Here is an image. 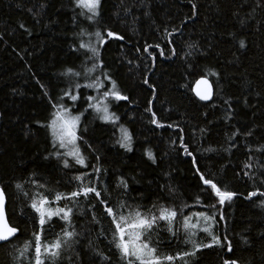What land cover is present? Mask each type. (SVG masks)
<instances>
[{
	"label": "trees",
	"instance_id": "16d2710c",
	"mask_svg": "<svg viewBox=\"0 0 264 264\" xmlns=\"http://www.w3.org/2000/svg\"><path fill=\"white\" fill-rule=\"evenodd\" d=\"M79 11L71 0H0V188L6 193L9 224L18 229L10 244L0 246V264H28L32 249L24 255L21 250L26 241L34 246L32 196L43 194L51 200L56 192H70L78 184L73 177L92 175L94 167L101 170L94 175L99 176L98 190L110 206L126 201L144 212H155L154 205L182 208L179 222L183 216L215 211L209 208L215 203L208 194L210 189L202 191L207 186L199 180L198 167L206 178L220 182L218 186L237 196L223 207L217 204L225 220L216 233L228 238L232 251L215 246L203 249L193 264H223L224 259L264 264V206L260 205L264 197L244 198L249 191H264V153L257 150L264 145V0H101L94 24L82 17L74 23ZM82 28L85 34L78 36ZM106 28L123 39L106 37ZM95 31L105 35L103 45L90 35ZM80 42L97 44L99 68L93 69L94 61L87 58L91 53L74 51ZM190 44L194 47H188ZM146 46H151L148 52ZM68 69L80 75H66ZM101 72L128 97L127 101H105L109 111L119 117L115 125L99 120L86 100L92 96L95 103L111 87ZM97 76L105 88H70L74 83H90ZM202 76L213 85L210 103L201 102L192 91ZM64 90L75 91L80 98L61 100ZM225 100L233 109L230 120L225 119ZM58 101L73 115L83 113L78 144L86 167L52 155L64 150L53 148L43 125ZM149 101L161 127L151 123L152 112L146 111ZM121 125L132 136L131 151L116 142ZM237 129L241 133L252 129L253 135L230 139ZM181 136L191 157L179 147ZM63 159L70 161V167L63 166ZM117 177L126 179L127 190L118 186ZM17 183L22 190H17ZM92 203L94 208L81 197L74 208V226L83 235L59 264H73L77 255L83 264L92 259L107 264L98 258L100 252L110 257V264H121L109 243L110 218L98 201ZM93 216L98 223L92 221ZM62 225L63 221L52 219L42 240H54ZM197 238L209 239L203 232H197ZM152 239L159 241L163 254L175 255L190 247L183 242V232L172 236L163 222Z\"/></svg>",
	"mask_w": 264,
	"mask_h": 264
},
{
	"label": "snow or ice",
	"instance_id": "6c2138e0",
	"mask_svg": "<svg viewBox=\"0 0 264 264\" xmlns=\"http://www.w3.org/2000/svg\"><path fill=\"white\" fill-rule=\"evenodd\" d=\"M74 9H79L80 11L75 13L73 17V22H78V19L82 17L89 23L94 24L97 18L100 16L101 0H71ZM192 3V0H189ZM44 7V5H41ZM193 11L195 12L196 5L192 4ZM128 11V9H125ZM23 27V25H21ZM85 29H81L78 36H83L85 34ZM167 31V30H166ZM178 31V29L174 30ZM104 33L108 38L123 39L122 36L115 33L110 29H105ZM171 35V33H167ZM90 35H94L96 41L99 45L105 43V35H102L101 31H95ZM240 47H244V41L240 40ZM151 46H146L144 48L145 52H148V48ZM159 48V45H155ZM188 47H194L190 44ZM80 49L86 50V53H91L88 59L94 61L93 69L99 68L102 62L98 59L100 52L97 44L95 43H85L80 42L79 47L74 49V51H79ZM151 55V53H149ZM160 55H164L163 51ZM93 69H89L91 72ZM67 74H72L79 76V72H74L73 69H68ZM211 75L215 76V72H211ZM105 81L111 84L110 88L104 90L101 94V99L92 103L96 100L95 97L88 96L86 100L88 102V107L91 108L95 113H97V118L105 123H112L115 125L119 117L115 113L110 112L108 104L105 102L109 99H114L116 101H127L128 97L123 95L116 88L115 81L111 80V77L101 72ZM145 84H148V80H144ZM196 86L192 89L196 97L200 101H209L213 96L212 86L206 76H202L200 79L195 81ZM151 87V85H149ZM203 86V87H201ZM81 87L91 88L95 90L105 88V84L101 81L100 77L97 76L90 83L81 85L79 83H74L70 86L71 89H80ZM154 91V89H153ZM47 95V93H45ZM68 97L72 101L78 100L79 94L75 91L64 90L63 95L60 98ZM224 104L227 105L225 111V119L230 120L232 117V106L229 100H225ZM150 107L146 109L148 112H152L151 101H149ZM55 109L50 116V120L43 125L49 130L52 145L54 149H63V152L58 150L54 151L52 155L57 158H71V161L75 165H80L81 167H86L85 158L81 153L78 141L82 140V137L78 135V126L80 124L81 114L73 115L68 106L60 103L59 101L52 105ZM151 123L161 127L162 125L158 123L156 115L152 112ZM171 127V125H169ZM121 135L117 139V143L121 148L127 151H131L132 136L122 125L118 129ZM203 132L204 129H201ZM242 136L244 138L253 135V130L248 129L247 131L240 132L239 129L231 133L230 139L236 136ZM179 147L183 150L184 154L187 156H192V152L189 151L188 146L184 143L183 137L180 138ZM235 147V142L232 144ZM213 149H206V151H212ZM264 153V145H261L258 149ZM146 155L149 159L153 160L155 163V158L152 156L151 152L146 151ZM98 159V158H97ZM63 166L65 168L70 167V161L68 159H63ZM193 166L196 167V161L193 159ZM244 167H251L250 164H245ZM98 167L93 168V174L80 173L73 177V180L78 182L77 187L67 193L56 192L55 195L50 200L47 195L34 194L31 198L30 207L36 214L34 223L36 225V230L33 233L34 246L25 242L23 249L21 250V255L29 252L28 264H59V261L63 258L65 252L72 249L78 242V238L83 235L82 231H77L73 222V212L74 208L79 204L80 198L89 200L91 206L94 208L95 204L92 201H98L99 205L103 206V213L110 218L112 239L110 240V245L115 248L118 253V258L121 264H193V259L197 256V253L203 249L220 247L226 248L228 252L232 251L231 243L228 242V238L225 236L221 238L216 233V228L219 226L220 221L225 220L223 213L217 209V204L223 207L226 202H232L233 198L237 196V193L228 190L227 188H222L218 186L220 182L214 181V179L206 178L204 173H202L198 167H196L197 175L199 176L200 182L207 186L206 189L202 191L207 192L211 197L215 198V203L209 205L210 209H215L214 212L205 213L198 212L190 214L188 216H183L182 222L178 221V217L183 215V209H177L173 207H167L165 205H159L155 212L149 210L144 212L139 210V206L132 208L127 205L126 201L120 202L115 208L109 205L107 199L102 198L101 192L98 190V184L101 183L99 176L94 174L100 173ZM245 176H249L248 172L244 173ZM264 175V173H262ZM34 185H37L36 180L31 181ZM118 186L123 187L125 190L128 188V183L123 177H117ZM264 183V182H262ZM17 190H22V185L17 183L15 185ZM38 187L43 188V184H38ZM171 190V189H170ZM264 197V191L255 189L249 191L244 197L245 199H250L255 196ZM6 199L5 190L0 188V245L5 243L10 244L12 239L15 238L18 229L14 226H10L4 214V204ZM63 201V206L57 204V202ZM69 204L72 207H69ZM260 205L264 206V199L260 200ZM186 207V205H185ZM56 217L58 220L63 221L61 232L58 233L54 240L47 242L42 240V233L45 230V226L49 225L52 218ZM193 217H195L196 222H192ZM219 217V219H217ZM94 223H98L96 217H92ZM161 222L164 223L166 231L172 236H177L183 232L184 240L186 245H189V250H181L175 255L163 254L159 251L158 243L159 241H153V233L156 232ZM174 225H176L174 230ZM197 232H203L207 238V242H203L197 238ZM90 246V245H89ZM99 259H102L110 264V257L105 256L102 252L97 254ZM73 264H83L82 258L77 255L73 261ZM87 264H96V260L92 259L87 262ZM223 264H238L237 260L224 259Z\"/></svg>",
	"mask_w": 264,
	"mask_h": 264
},
{
	"label": "water",
	"instance_id": "95a60500",
	"mask_svg": "<svg viewBox=\"0 0 264 264\" xmlns=\"http://www.w3.org/2000/svg\"><path fill=\"white\" fill-rule=\"evenodd\" d=\"M209 83L211 84V86H212V92H213V96H212V98H211V100H209V101H201V102H203V103H210L213 99H214V89H213V85H212V83L210 82V80H209ZM201 87H203V86H201ZM4 214H5V219H6V221H7V223L9 224V221H8V217H7V213H6V199H5V204H4ZM10 225V224H9ZM11 226V225H10ZM18 235V232H17V234H16V236ZM15 236V237H16ZM14 239V238H13ZM12 239V240H13ZM6 244V243H5ZM4 245V244H3ZM0 246H2V245H0Z\"/></svg>",
	"mask_w": 264,
	"mask_h": 264
},
{
	"label": "rangeland",
	"instance_id": "374dc122",
	"mask_svg": "<svg viewBox=\"0 0 264 264\" xmlns=\"http://www.w3.org/2000/svg\"><path fill=\"white\" fill-rule=\"evenodd\" d=\"M54 218H56V217H53L52 219H54Z\"/></svg>",
	"mask_w": 264,
	"mask_h": 264
}]
</instances>
